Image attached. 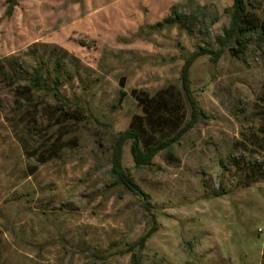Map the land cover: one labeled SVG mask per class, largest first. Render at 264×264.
Listing matches in <instances>:
<instances>
[{
    "label": "rangeland",
    "instance_id": "1",
    "mask_svg": "<svg viewBox=\"0 0 264 264\" xmlns=\"http://www.w3.org/2000/svg\"><path fill=\"white\" fill-rule=\"evenodd\" d=\"M247 1L264 24V0ZM16 2L8 16L0 0V264H260L264 29L242 55L195 60L201 116L150 166L124 145L140 197L111 178L113 138L134 126L157 142L189 120L180 49L217 50L233 0ZM163 88L170 121L131 95Z\"/></svg>",
    "mask_w": 264,
    "mask_h": 264
},
{
    "label": "trees",
    "instance_id": "2",
    "mask_svg": "<svg viewBox=\"0 0 264 264\" xmlns=\"http://www.w3.org/2000/svg\"><path fill=\"white\" fill-rule=\"evenodd\" d=\"M8 7L6 14L11 16L16 6V0H7ZM230 21L228 27L223 29V35L216 39L219 48L217 50H208L202 47H199L192 53H187L185 49L181 48L180 50L184 54L183 66L180 70L178 86L182 96L185 98L187 105L189 106V120L179 126V124H173L175 127L171 130V134H167L163 138L158 139L157 142H154L152 138L155 136H150L149 140H145L143 137L144 130L139 127H130L125 131L117 133L113 138V147L111 154V169L110 175L114 181V184L124 187L132 195L145 197V194L140 190V188L131 180V178L125 173L122 168V149L124 145L130 142V154L132 156L133 162L136 167H146L152 164L153 158L161 151L169 149L174 143H176L182 135L193 128L198 118L201 116V111L198 107L196 100L192 95L190 88V79L189 71L192 64L196 59L204 55L210 56V61L216 63L222 53L226 49H231L234 51L235 55L239 56L245 53L247 45L249 43L250 36L258 33L259 30L264 29V24L257 26L254 22L253 15L249 9V4L247 0H233V5L230 8ZM180 19L173 10L171 15L164 18L161 22L156 23L153 26H147L149 30L155 31L157 28L169 24L172 20ZM35 85L39 87L40 78H34ZM59 80H54V86L52 91L54 96L61 98L59 92L57 91V85ZM123 92L121 91V96ZM132 97L136 100L138 106L145 107L150 105L154 107L157 112L156 119L168 120V106L166 104L167 88H163L157 91L154 95L150 96L147 92L141 90H132ZM64 103H67V100L63 99ZM135 117L134 119H136ZM173 127V126H172ZM156 231V226H152L147 233L142 236L135 244L131 245V248L138 247L139 250H142L145 246L146 241L149 237ZM133 257V264H139V259L135 255ZM260 264H264V248L262 253V258Z\"/></svg>",
    "mask_w": 264,
    "mask_h": 264
}]
</instances>
